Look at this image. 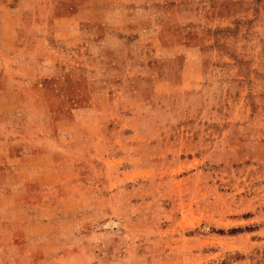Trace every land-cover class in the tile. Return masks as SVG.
<instances>
[{
	"label": "rangeland",
	"instance_id": "rangeland-1",
	"mask_svg": "<svg viewBox=\"0 0 264 264\" xmlns=\"http://www.w3.org/2000/svg\"><path fill=\"white\" fill-rule=\"evenodd\" d=\"M13 168L18 264H264V0H0Z\"/></svg>",
	"mask_w": 264,
	"mask_h": 264
},
{
	"label": "crops",
	"instance_id": "crops-1",
	"mask_svg": "<svg viewBox=\"0 0 264 264\" xmlns=\"http://www.w3.org/2000/svg\"><path fill=\"white\" fill-rule=\"evenodd\" d=\"M12 174H14L13 181L16 179L17 182L16 185L14 183L13 187L11 188V191L5 193V190L1 188V182H0V227H2L4 222H7L4 225L10 226L11 228L10 233L12 235L14 234L15 238L13 237L9 240L10 246L8 247L7 253L2 251L0 252V264H18L17 259L21 257L24 253L25 254L27 253V255L29 256L33 254V249L36 250L35 249L36 247H32L33 248L32 249L29 246L31 243L34 242L33 236L25 235L24 237H20V238L16 237L21 227H23V229L24 227H26V225L24 224H23L24 226H22L21 222H24L27 219L25 218L23 221L20 220L19 213L22 211L21 208L25 206L21 207L20 204H17L15 202V196H17L15 192L18 190L20 191L21 186H23V188L26 189L24 191L27 192V194H31L32 192L35 193L38 190L37 189L35 191L32 190L31 186L32 184H34L33 182H29L28 185L26 184L27 186H25V183L21 182L20 173L14 171V168ZM2 179H3V175L0 173V181ZM30 210H32L31 207H29V211ZM30 218L31 217H29V220ZM3 240L4 239H2L0 235V245L1 243H3ZM4 260H9V261L7 262ZM10 261H13V263H11Z\"/></svg>",
	"mask_w": 264,
	"mask_h": 264
}]
</instances>
